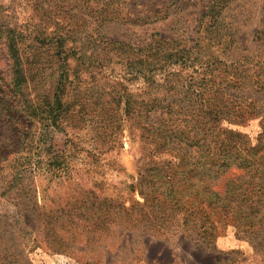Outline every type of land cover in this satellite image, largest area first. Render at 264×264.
Masks as SVG:
<instances>
[{
	"label": "rangeland",
	"instance_id": "374dc122",
	"mask_svg": "<svg viewBox=\"0 0 264 264\" xmlns=\"http://www.w3.org/2000/svg\"><path fill=\"white\" fill-rule=\"evenodd\" d=\"M156 33L194 57L138 72ZM212 56L262 59L264 0H0V264H264V111L213 125L195 91ZM203 122L233 164L193 184L192 205L179 175L199 148L174 138L207 137ZM233 188L246 212L219 216L208 196Z\"/></svg>",
	"mask_w": 264,
	"mask_h": 264
},
{
	"label": "trees",
	"instance_id": "16d2710c",
	"mask_svg": "<svg viewBox=\"0 0 264 264\" xmlns=\"http://www.w3.org/2000/svg\"><path fill=\"white\" fill-rule=\"evenodd\" d=\"M160 4L163 3L160 2ZM209 11L210 10H207V12L202 15V17L208 14L210 15ZM159 12L160 10H157L153 13L158 14ZM223 18L224 16L222 11L218 12L214 10V12L211 13V23L209 24V29L205 30V33L209 34V38H211V40L217 41L218 45L222 43L223 38L221 29ZM200 25L202 26V21L199 22V25L196 28L197 30H200ZM12 40L15 42L14 44L17 45L16 37H14V39ZM73 42L76 41L73 40ZM233 42L234 40L231 41V44ZM111 43L119 44L122 47L124 46V42L113 41ZM132 43L133 41H128L127 44L130 45ZM187 43L189 42L186 41V44ZM186 44H180L174 38L170 39L162 37L158 33L152 34L151 37H148L141 41L138 40L137 50H139L140 53H142L144 56V59L138 63V65L142 66L138 72L166 70L169 65L173 64L174 62L192 59L194 57V49L193 47L187 48ZM15 49L16 50H14V52L18 53V48L16 47ZM70 54H74L73 49L71 50ZM211 58L213 59V61H209L206 70H203V73L200 74L203 77L199 78L198 82L200 86L195 89V91L197 92L196 94L198 97H200L202 102L212 101V111L210 113V118L213 125L217 123L218 119L223 120L225 118L228 120L229 125H237L241 124L245 120V117L261 115L264 111V101L254 100V95L264 97V56L258 61L245 59L244 61L231 62L228 65L219 61L218 57L216 56H212ZM195 59L197 58L195 57ZM227 94L230 95L228 99H230L231 101L243 99L244 102L249 103L246 107L247 110L240 108L236 111H232V109L225 105L223 101V98ZM156 107H158V104L156 103V101H153L152 103L147 105V112H150ZM130 108V103L127 100L124 108L125 114L128 112L134 113V110L131 111ZM189 124L192 127L195 126L191 122ZM201 126L203 130L208 134L207 137L198 136L189 144L188 142H185V139L184 141H181V139H177L176 137L174 138V140L178 141V143H184L186 147L190 146L199 148L197 156L192 157L187 161V164H185L187 168L183 169L179 175V179L183 175H185L186 177H188V182H191V184L185 190L186 195L182 197L186 199L188 197H191L189 199L191 204L193 203L192 200L196 196L191 188L198 186L193 184L199 182L204 183V180L207 179H217L220 176L219 173L221 172V170L233 164L231 158L225 157L227 155L226 151H221L220 149H218L217 152L212 153L214 149L212 148L211 135L207 130L208 122L201 123ZM215 138L222 140V137L219 135H215ZM208 147L210 149H208ZM224 152L226 153L225 156L222 154ZM233 190H235L234 193L232 192ZM228 193L231 196L228 195L224 198H220L213 193L209 194L208 197L212 198V196H214L218 201L212 204L211 199L208 198L206 203L208 204L210 209L218 208L217 214L219 216L222 213H228V211L230 210H234L236 211V213L239 212L241 214H244L246 212V210H244V205L238 202L241 198L239 188H233L229 190ZM167 199H170V197H167ZM178 204H181L184 207V214L191 216L192 212L194 211V208L192 207L193 204L187 207L182 204L181 199L177 200V205ZM165 216L166 215L163 213L161 219L165 223H167L168 218ZM204 227L205 223H202L201 228Z\"/></svg>",
	"mask_w": 264,
	"mask_h": 264
}]
</instances>
